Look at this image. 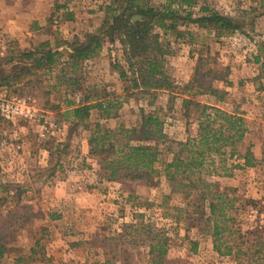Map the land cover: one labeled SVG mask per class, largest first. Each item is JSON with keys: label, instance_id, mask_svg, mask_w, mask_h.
Returning <instances> with one entry per match:
<instances>
[{"label": "rangeland", "instance_id": "rangeland-1", "mask_svg": "<svg viewBox=\"0 0 264 264\" xmlns=\"http://www.w3.org/2000/svg\"><path fill=\"white\" fill-rule=\"evenodd\" d=\"M112 1L0 0V63L6 62L11 51L29 50L45 41L62 53L60 63L50 71H37L39 83L0 87L1 93L24 99L34 109L29 120L0 118V234L6 245L0 264H148V246L157 233L167 242L165 264H240L234 256L214 251L207 202L201 207L203 213L186 206L181 193H172L161 174L153 186L107 180L102 166L88 156L89 131L81 124L74 128L60 115L65 100L78 104L84 95L95 100L108 98L113 101L111 117L100 119L92 109L87 120L90 128L99 122L106 128L138 129L142 116L153 113L168 139L182 141L179 138L187 134L181 116L182 96L174 94L170 101L168 92H156L152 99L122 91L123 83L112 67L117 62L127 68L120 44L102 33L106 7ZM26 2H31V13L42 20L31 21ZM135 2L158 7L167 0ZM200 4L235 18L244 25L242 31L216 38L214 30L180 23L177 30L183 37L177 38L175 31L158 30L169 52L166 69L179 86L191 78L200 55L206 60L203 71H211L206 80H217L226 69L225 79L215 81L227 92L226 100L216 104L207 95L196 99L229 112L236 107L243 112L252 124L238 150L243 153L250 146L257 161L239 169L231 165L242 163L241 159L226 158L225 168L231 174L224 176L215 158L202 176L215 191L235 198L229 212L236 220L230 224L233 229L242 233L258 230L264 235V73L260 66L264 57L261 55L260 63L253 61L259 54L258 44L264 42L263 11L252 0H201ZM172 8L178 9L175 3ZM198 8L192 9L194 15ZM39 24L42 27L36 29ZM87 34L104 35L105 39L97 55L81 62L76 74L81 77L80 89L76 90L58 77L61 68L70 70L62 63L71 52L69 45ZM3 65L5 69L10 66ZM188 128L194 134L196 124L192 122ZM159 147L162 155L156 168L162 171L171 156L163 144ZM248 200L255 203L246 204ZM236 237H230V244L253 243L252 236ZM32 246L34 253L30 254Z\"/></svg>", "mask_w": 264, "mask_h": 264}, {"label": "trees", "instance_id": "trees-1", "mask_svg": "<svg viewBox=\"0 0 264 264\" xmlns=\"http://www.w3.org/2000/svg\"><path fill=\"white\" fill-rule=\"evenodd\" d=\"M200 1L167 0L166 4L155 7L147 3H137L135 0H113L106 7L107 13L102 26L103 36L111 41L116 40L121 47L127 68L125 70L117 62L112 67L118 71L124 93L135 91L154 99L156 92L163 91L169 93L170 101L174 94L182 96L181 116L187 126L185 140L168 139L163 133L160 119L153 113L142 116L138 129L123 125L106 128L99 122H95L90 128L87 120L92 109L98 111L100 119L111 117L113 101L110 99L95 100L84 95L78 104L73 100H65L66 108L60 115L74 128L81 124L89 131L88 156L102 166L107 180L120 183L144 182L153 186L157 183L155 178L161 174L169 183L172 193H181L186 206L193 207L197 212L207 202L208 219L211 222L210 236L217 254L232 255L240 264H264V235L258 230L242 233L238 228L233 229L230 224L236 220L229 212L234 208L235 198H228L225 193L215 191L214 185L202 176L205 167L212 166L215 158L224 176L231 174L225 168L226 158L241 159L242 163L231 165L232 168L239 169L252 167L257 161L250 146L243 153L238 150V145L252 122L237 107L229 112L216 105L226 100L227 92L224 87L215 85V81L225 79L226 69L217 80H206L211 71H203L206 60L200 55L191 78L181 86L175 83L166 69V56L169 52L158 30L175 31L177 38L183 37L177 30L180 23L214 30L216 38L242 31L244 25L235 18L220 14L208 5L200 4ZM252 1L257 2L256 8L262 9L264 15V0ZM173 3L178 9L172 8ZM198 5V14L194 15L192 9ZM254 9L255 7L251 8ZM133 16L139 17L133 20ZM187 34L191 36L192 33ZM103 36L87 34L83 40L75 39L69 45L71 52L68 53L67 60L62 62L70 70L64 72L61 68L58 80L79 90L81 77L76 74L81 69L80 64L99 53L105 39ZM258 51L259 54L253 57L255 63L261 62V55L264 57V42L258 44ZM61 57L62 53L52 49L46 41L29 50L11 51L3 63L9 64V68L5 69L0 63V87L25 86L32 81L39 83L37 71H50L60 63ZM260 66L264 73V62ZM32 77L36 80H32ZM204 95L213 97L216 104L203 103L196 99ZM53 109L58 110L60 107L54 106ZM192 122L196 124L194 134L189 133L188 128ZM161 144L171 157L163 163L162 171H158L156 165L162 155L159 147ZM261 147L264 159V137ZM169 198V195L165 196L161 205ZM248 203L255 202L248 200L246 204ZM176 209L179 213L183 212L182 209ZM232 236H237L238 239L252 236L253 243L241 240L230 244L229 239ZM152 239L153 242L148 246V264H165L163 257L167 252L166 240L159 233L153 235ZM37 243L38 240L34 245ZM5 250L6 245L0 234V256L4 255ZM33 253L32 246L30 254Z\"/></svg>", "mask_w": 264, "mask_h": 264}, {"label": "built area", "instance_id": "built-area-1", "mask_svg": "<svg viewBox=\"0 0 264 264\" xmlns=\"http://www.w3.org/2000/svg\"><path fill=\"white\" fill-rule=\"evenodd\" d=\"M34 109L26 100L0 92V118L5 121L31 119Z\"/></svg>", "mask_w": 264, "mask_h": 264}, {"label": "crops", "instance_id": "crops-1", "mask_svg": "<svg viewBox=\"0 0 264 264\" xmlns=\"http://www.w3.org/2000/svg\"><path fill=\"white\" fill-rule=\"evenodd\" d=\"M26 10H25V12H26V14L30 17V19H31V21L32 20H42V17L40 16V17H37V16H35L34 14H32L31 12H32V6H31V2H26ZM42 27V25L41 24H39L37 27H36V29H40ZM105 99H108V98H105ZM184 133H185V131H184ZM247 134V133H246ZM245 134V135H246ZM187 137V134H185V137H182V138H179V140H185V138ZM245 137V136H244ZM244 137H243V139L242 140H244ZM176 139H178V138H176ZM242 143V142H241Z\"/></svg>", "mask_w": 264, "mask_h": 264}, {"label": "water", "instance_id": "water-1", "mask_svg": "<svg viewBox=\"0 0 264 264\" xmlns=\"http://www.w3.org/2000/svg\"><path fill=\"white\" fill-rule=\"evenodd\" d=\"M139 16H133L132 19L135 20L137 19Z\"/></svg>", "mask_w": 264, "mask_h": 264}]
</instances>
